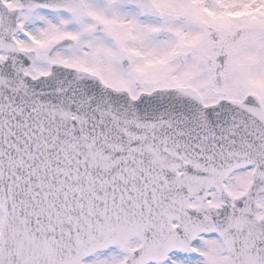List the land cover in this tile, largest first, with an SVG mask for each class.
Returning <instances> with one entry per match:
<instances>
[{
  "label": "snow or ice",
  "instance_id": "snow-or-ice-1",
  "mask_svg": "<svg viewBox=\"0 0 264 264\" xmlns=\"http://www.w3.org/2000/svg\"><path fill=\"white\" fill-rule=\"evenodd\" d=\"M0 264H264V0H0Z\"/></svg>",
  "mask_w": 264,
  "mask_h": 264
}]
</instances>
